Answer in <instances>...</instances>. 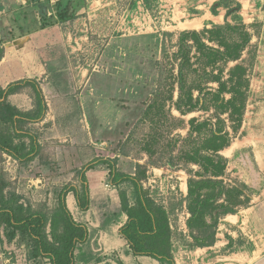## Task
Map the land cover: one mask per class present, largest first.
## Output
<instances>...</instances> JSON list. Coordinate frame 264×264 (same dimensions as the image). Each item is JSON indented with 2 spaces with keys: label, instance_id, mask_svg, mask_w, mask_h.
Instances as JSON below:
<instances>
[{
  "label": "rangeland",
  "instance_id": "374dc122",
  "mask_svg": "<svg viewBox=\"0 0 264 264\" xmlns=\"http://www.w3.org/2000/svg\"><path fill=\"white\" fill-rule=\"evenodd\" d=\"M225 1L0 0V86L33 80L46 105L41 119L21 123L39 145L35 156L20 161L0 150L3 191L49 217L63 186L80 188V171L110 158L121 173L138 175L165 210L176 264H264V0ZM225 24H243L248 33L238 62L248 70L249 89L241 126L220 151L226 159L221 178L239 186L250 202L219 219L213 245L197 247L186 224L184 187L199 168L185 164L181 150L189 147L183 141L189 119L202 121L212 110L182 115L175 108L177 89L167 100L165 87L170 73L177 74L179 34ZM5 99L23 112L37 109L30 85ZM0 129L12 131L2 122ZM107 172L105 164L85 172L87 210L77 207L72 192L66 196L73 218L89 231L75 251L89 258L83 263L77 256L75 264H153L145 256L121 260L127 244L118 234L126 219L119 194L130 188L111 186ZM28 251L17 237L6 242L0 227V264H50L29 259Z\"/></svg>",
  "mask_w": 264,
  "mask_h": 264
},
{
  "label": "trees",
  "instance_id": "16d2710c",
  "mask_svg": "<svg viewBox=\"0 0 264 264\" xmlns=\"http://www.w3.org/2000/svg\"><path fill=\"white\" fill-rule=\"evenodd\" d=\"M65 18L62 14L61 19ZM248 43L243 24L182 31L177 40V74L170 73L173 80L166 83L165 99L171 100L177 89L175 108L182 115L212 110L202 121L195 117L189 119L188 134L183 139L189 147L181 150V160L199 168L187 181L189 217L186 224L197 247L213 245L219 219L250 202L239 186L227 184L221 178L226 170V159L220 155L230 144V132L236 133L243 120L249 80L246 66L238 60ZM1 53L0 50V58ZM189 75L193 76L191 81L187 79ZM24 85H30L36 95L37 109L33 113L20 111L5 99ZM45 109L41 89L33 80L15 81L5 88L0 86V122L12 128L11 132L0 129V150L20 161L35 156L39 145L34 135L21 128V123L41 119ZM22 135L29 137L28 144L15 142V138ZM99 164L106 165L111 186L120 188L126 184L130 188L128 194L126 191L119 194L120 211L126 219L118 228V234L126 241L128 252L133 256L150 257L161 264H176L169 249L171 230L165 210L150 197L138 175L121 173L110 158H98L86 165L80 171V188L63 186L57 192V207L49 217L33 211L17 193L4 192L5 185L0 183V227L6 242L16 237L24 241L29 259L46 258L50 264H75V251L87 241L89 231L73 218L66 196L72 192L77 207L87 210L90 193L85 172ZM82 258L86 263L89 256Z\"/></svg>",
  "mask_w": 264,
  "mask_h": 264
},
{
  "label": "crops",
  "instance_id": "0c3cea01",
  "mask_svg": "<svg viewBox=\"0 0 264 264\" xmlns=\"http://www.w3.org/2000/svg\"><path fill=\"white\" fill-rule=\"evenodd\" d=\"M187 189V187H186ZM125 221V220H124ZM127 247L124 249V251L122 252V254L120 255L121 260L125 261V260H134L135 258H139V256H133L130 252L127 251ZM78 258L79 259H83L82 257H85L86 255H90V254H85L84 250L77 253ZM154 260V259H153ZM83 261V260H82ZM84 263V261H83ZM153 264H161L160 262H158L157 260L153 261Z\"/></svg>",
  "mask_w": 264,
  "mask_h": 264
},
{
  "label": "bare ground",
  "instance_id": "6f19581e",
  "mask_svg": "<svg viewBox=\"0 0 264 264\" xmlns=\"http://www.w3.org/2000/svg\"><path fill=\"white\" fill-rule=\"evenodd\" d=\"M184 24V23H183ZM188 24H189V22H188ZM192 26V25H191ZM194 26V25H193ZM195 27V26H194ZM184 186V185H183ZM184 189L186 190V185H185V187H184Z\"/></svg>",
  "mask_w": 264,
  "mask_h": 264
}]
</instances>
